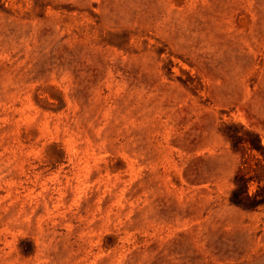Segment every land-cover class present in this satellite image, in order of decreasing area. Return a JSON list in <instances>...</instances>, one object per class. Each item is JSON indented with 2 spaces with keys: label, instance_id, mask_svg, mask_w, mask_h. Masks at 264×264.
<instances>
[{
  "label": "rangeland",
  "instance_id": "374dc122",
  "mask_svg": "<svg viewBox=\"0 0 264 264\" xmlns=\"http://www.w3.org/2000/svg\"><path fill=\"white\" fill-rule=\"evenodd\" d=\"M262 188L264 0H0V264H264Z\"/></svg>",
  "mask_w": 264,
  "mask_h": 264
},
{
  "label": "trees",
  "instance_id": "16d2710c",
  "mask_svg": "<svg viewBox=\"0 0 264 264\" xmlns=\"http://www.w3.org/2000/svg\"><path fill=\"white\" fill-rule=\"evenodd\" d=\"M264 188H262V190H263ZM248 196V195H247ZM251 199V198H250ZM239 204V203H238ZM241 204V203H240Z\"/></svg>",
  "mask_w": 264,
  "mask_h": 264
}]
</instances>
